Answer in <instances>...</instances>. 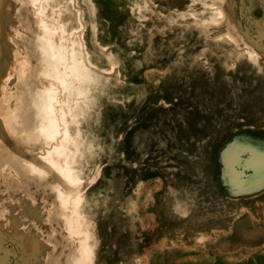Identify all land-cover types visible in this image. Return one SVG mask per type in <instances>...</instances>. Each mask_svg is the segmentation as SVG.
Instances as JSON below:
<instances>
[{
    "label": "rangeland",
    "instance_id": "rangeland-1",
    "mask_svg": "<svg viewBox=\"0 0 264 264\" xmlns=\"http://www.w3.org/2000/svg\"><path fill=\"white\" fill-rule=\"evenodd\" d=\"M0 264H264V0H0Z\"/></svg>",
    "mask_w": 264,
    "mask_h": 264
}]
</instances>
